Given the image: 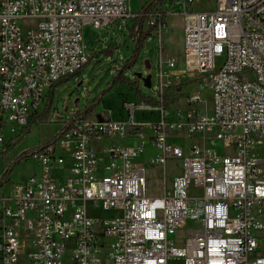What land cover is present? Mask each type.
Wrapping results in <instances>:
<instances>
[{
	"label": "built area",
	"instance_id": "built-area-1",
	"mask_svg": "<svg viewBox=\"0 0 264 264\" xmlns=\"http://www.w3.org/2000/svg\"><path fill=\"white\" fill-rule=\"evenodd\" d=\"M198 3L183 0L182 58L188 80L204 83L212 102L201 111L207 101L196 92L184 112L171 115L164 89L177 60L163 59L160 7L0 0L4 174L31 150L18 145L54 87L90 63L86 26L142 17L160 43L155 103H125L126 121H113L111 112L102 122L73 114L30 158L39 173L0 189V264H264V158L257 152L264 147V0H215L203 11ZM147 110L160 120L138 122L136 112ZM209 139L225 152L205 145ZM96 141L109 145L95 152ZM148 143L156 154L141 163ZM152 167L163 177L160 196L148 191ZM94 208L112 215L98 218Z\"/></svg>",
	"mask_w": 264,
	"mask_h": 264
},
{
	"label": "rangeland",
	"instance_id": "rangeland-1",
	"mask_svg": "<svg viewBox=\"0 0 264 264\" xmlns=\"http://www.w3.org/2000/svg\"><path fill=\"white\" fill-rule=\"evenodd\" d=\"M143 0H130L133 12L138 10ZM215 7V0H199L197 10H210ZM163 9L166 13L184 12L183 0H163ZM134 21L125 25L120 21L119 25H109L95 29L93 26L84 28L85 44L88 52L91 51L90 63L77 75L69 77L60 85L54 87L53 95L49 97L48 105L51 108L44 120L37 119L28 132L25 139L18 145V151L24 152L28 149L38 148L39 145L53 140L60 131L61 124L68 122L73 114L84 112L85 121L102 122L106 121V113L111 112L113 121H126L128 114L124 108L125 103L141 102L155 103L158 100V62L160 58L159 39L145 27L140 33L139 41L146 38L140 52L136 53ZM173 28V27H172ZM133 29V30H131ZM174 31L172 39H167L164 52V61L172 56L177 60L174 71L168 72L169 80L164 89V98L167 101V108L171 115L182 113L188 107L190 95L200 92L203 99L207 101L200 106L201 111H207L212 102V93L204 83L189 81L185 71L182 55L176 52ZM167 42V43H166ZM164 46V45H163ZM164 49V47H163ZM142 73L145 77L151 75L152 88L145 87L144 83L135 75ZM143 94L144 97L140 96ZM52 98V99H51ZM45 112V111H44ZM43 114V113H42ZM136 120L144 123H155L160 120V113L157 111H137ZM200 139L194 140L199 143ZM201 142V141H200ZM134 145V142H127ZM109 145V142L96 141L93 150H98ZM205 145L225 152L222 142L207 140ZM264 158V147L257 150ZM156 154V150L150 143L146 146V154L140 160L141 163H148ZM10 158L6 160L0 155V182L4 175L3 170ZM180 163V162H179ZM38 162L32 159H25L14 169L8 177L7 182L2 186L6 189L11 184H21L33 174H38L40 168ZM181 164H178V167ZM173 170V169H172ZM179 172V170H177ZM2 173V174H1ZM163 177L160 175V168H148V191L152 196H160L162 193ZM171 177H169V183ZM1 189V188H0ZM94 215L98 218H108L112 214L104 213L99 208H94ZM182 235V233H180ZM170 264H183L181 260L172 259Z\"/></svg>",
	"mask_w": 264,
	"mask_h": 264
},
{
	"label": "crops",
	"instance_id": "crops-1",
	"mask_svg": "<svg viewBox=\"0 0 264 264\" xmlns=\"http://www.w3.org/2000/svg\"><path fill=\"white\" fill-rule=\"evenodd\" d=\"M150 2V0H143V2L141 3V6L138 7V10L136 12H140L142 11L143 7L146 6L148 3ZM155 7H160L162 10L163 9V0H153V2L151 4H149V7L148 9L149 10H152L154 9ZM132 8V7H131ZM164 14H165V19H166V22H167V29L166 31L163 33V47H164V52L166 50V44H165V41H167V39H172V33L173 31L175 32L174 33V40H175V46H176V52L177 53H180L182 55L183 53V48H184V22H183V12L182 13H166L164 11ZM136 22V21H135ZM127 27V26H126ZM135 27V25L133 26ZM173 27V28H172ZM145 26L143 24L142 26V29H144ZM133 30V29H131ZM136 30V29H135ZM150 32V35H151V31L149 30ZM171 41V40H170ZM170 41H167V42H170ZM166 42V43H167ZM54 91V90H53ZM53 91L50 93L51 96L53 95ZM50 97V96H49ZM52 99V98H51ZM49 100V99H48ZM47 104H48V101H47ZM51 104V102H50ZM49 104V105H50ZM48 105V107H49ZM47 106V105H46ZM47 108H45L46 110ZM44 110V111H45ZM44 113V112H43ZM42 114H40L39 116H41ZM107 115V113H106ZM38 116V117H39ZM112 116V115H111ZM37 117V118H38ZM112 119V118H111ZM37 120V119H36ZM35 120V122H36ZM2 174V173H1Z\"/></svg>",
	"mask_w": 264,
	"mask_h": 264
},
{
	"label": "trees",
	"instance_id": "trees-1",
	"mask_svg": "<svg viewBox=\"0 0 264 264\" xmlns=\"http://www.w3.org/2000/svg\"><path fill=\"white\" fill-rule=\"evenodd\" d=\"M152 2H153V0H150V2H149L146 6L143 7V9H142L141 12H145V11L149 10V9H148L149 4H151ZM144 22H145V19L142 18V17L138 18V19L136 20V22H135V29H136V30H135L134 34H136L135 37H138V40L135 41V42H136V47H137V49H136V53L140 52V50L142 49V47H143V45H144V42H145V40H146V38H147V37L144 38L141 42L139 41V37H140L139 35H140V33L142 32V26H143ZM50 108H51V104H50L49 107L45 110V112H44L41 116H39L40 120H44V118H45V119L47 118V113H48V111L50 110ZM39 118H37V119H39ZM47 144H49V143H47ZM39 152H40V148H33V149H31L28 153H26V154H24L22 157H20L19 160H17V162L15 163V165H13V166L11 167V169H10L7 173H5V174L3 175V177H2V182H0V188H2V186L7 182L8 177L11 175V173H13L14 169L20 164V162H21L22 160L30 159V158H32L33 156H35V155H36L37 153H39Z\"/></svg>",
	"mask_w": 264,
	"mask_h": 264
},
{
	"label": "water",
	"instance_id": "water-1",
	"mask_svg": "<svg viewBox=\"0 0 264 264\" xmlns=\"http://www.w3.org/2000/svg\"><path fill=\"white\" fill-rule=\"evenodd\" d=\"M135 76L144 83L145 87H147L149 89L152 88V77H151V75L145 77L142 73H138Z\"/></svg>",
	"mask_w": 264,
	"mask_h": 264
}]
</instances>
